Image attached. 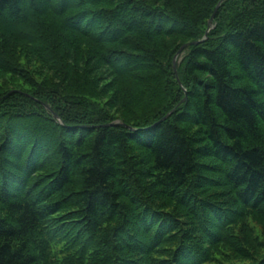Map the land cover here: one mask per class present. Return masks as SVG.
<instances>
[{
    "label": "trees",
    "instance_id": "trees-1",
    "mask_svg": "<svg viewBox=\"0 0 264 264\" xmlns=\"http://www.w3.org/2000/svg\"><path fill=\"white\" fill-rule=\"evenodd\" d=\"M218 1L0 0V264H264V0L172 67Z\"/></svg>",
    "mask_w": 264,
    "mask_h": 264
},
{
    "label": "water",
    "instance_id": "water-1",
    "mask_svg": "<svg viewBox=\"0 0 264 264\" xmlns=\"http://www.w3.org/2000/svg\"><path fill=\"white\" fill-rule=\"evenodd\" d=\"M221 1H222V0H219V1H218V3L216 4V6H215L213 12L211 13L210 17H209L208 20H207V28L205 29L204 36H203L202 38H200V39H195V40H190V41L184 42L183 44H181V46H180V47L178 48V50L175 52V54H174V56H173V59H172V67H173V71H174V73H175V75H176V78H177V80L179 81V83H180V80H179V77H178V75H177V68H176V59H177L179 53L182 51V49H183L188 43H197V42H199V41H201V40H203V39L206 38V36H207V34H208V30H209V28H210L211 25H212V20H213V18H214V14H215V12H216V10H217V8H218V6H219V4H220ZM185 98H186V95L183 97V99H185ZM44 104H45V106H46L48 109H50V110L52 111V114H53L54 116L58 117V116H57V113H56L55 111L52 110L51 106H50L48 103H44ZM168 114H169V112L166 113L165 115H163V116H162L161 118H159L157 121H160L161 119H163L164 117H166V115H168ZM157 121H156V122H157ZM117 123H122V122H121V120H119V119H115V120H113V121H111V122H108V124H117Z\"/></svg>",
    "mask_w": 264,
    "mask_h": 264
},
{
    "label": "rangeland",
    "instance_id": "rangeland-1",
    "mask_svg": "<svg viewBox=\"0 0 264 264\" xmlns=\"http://www.w3.org/2000/svg\"><path fill=\"white\" fill-rule=\"evenodd\" d=\"M17 81H19V80L17 79ZM12 83L13 82L8 81V84H12ZM14 83H16V82H14ZM251 226H252L253 230H256L257 232H259V228L257 227L258 225L251 223ZM262 240H264V235L262 237ZM259 251H260V253L264 251V242H263V245L260 246Z\"/></svg>",
    "mask_w": 264,
    "mask_h": 264
}]
</instances>
